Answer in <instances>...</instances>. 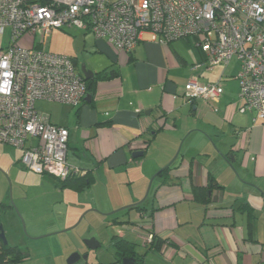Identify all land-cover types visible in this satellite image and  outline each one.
<instances>
[{
  "label": "crops",
  "instance_id": "obj_1",
  "mask_svg": "<svg viewBox=\"0 0 264 264\" xmlns=\"http://www.w3.org/2000/svg\"><path fill=\"white\" fill-rule=\"evenodd\" d=\"M97 40L83 65L95 75L118 68L120 77L98 81L77 107L62 104L67 108L57 122L48 114L69 130V165L93 178L80 191L57 180L61 191L85 194L82 209L99 211L118 227L111 256L97 264L116 261L115 235L135 244L137 264H264V124L239 110L238 59L208 69L206 55L187 41L198 69L205 66L211 75L201 84L224 89L217 102H190L170 79L189 62L174 44L154 42L147 33L128 55ZM231 65L238 69L227 77ZM188 108L193 125L183 117ZM190 138L188 151L181 152V141ZM146 139V152L135 159ZM149 233L155 235L151 244Z\"/></svg>",
  "mask_w": 264,
  "mask_h": 264
},
{
  "label": "built area",
  "instance_id": "obj_2",
  "mask_svg": "<svg viewBox=\"0 0 264 264\" xmlns=\"http://www.w3.org/2000/svg\"><path fill=\"white\" fill-rule=\"evenodd\" d=\"M6 28L11 38L0 48V143L21 150L20 165L35 174L65 180L81 173L67 161L69 130L36 107L38 101L77 107L86 97L73 58L44 48L56 29L91 33L119 53L133 52L147 33L162 45L191 39L208 69L236 58L239 110L264 124V0H0V37ZM223 92L220 83L195 78L184 95L190 102H217ZM154 239L149 233L146 243Z\"/></svg>",
  "mask_w": 264,
  "mask_h": 264
},
{
  "label": "rangeland",
  "instance_id": "obj_3",
  "mask_svg": "<svg viewBox=\"0 0 264 264\" xmlns=\"http://www.w3.org/2000/svg\"><path fill=\"white\" fill-rule=\"evenodd\" d=\"M10 38L11 29L6 28L0 37V48L7 47ZM97 41L91 33L84 36L82 30L56 29L47 33L44 48L57 54L76 57L81 70V66L89 62L88 58L94 52L90 49L96 46ZM173 44L189 59L188 64H180L179 69L170 74V79L177 84L179 93L182 94L190 79L196 78L202 83L211 75L204 73V69H207L205 66L198 69V63L192 56L194 50L186 41L179 40ZM235 62L236 59L233 60ZM233 65L230 66L231 69ZM231 69L227 70V77H231L233 71L236 73L238 68ZM217 72L218 70H214L212 76L216 77ZM36 107L51 114L53 122H57V115L67 108L60 103L45 101H38ZM182 113L184 119L188 120L189 108ZM188 122L193 125L196 118L190 116ZM192 136L195 137L196 134ZM192 139L184 143L185 145L181 141V152L188 151ZM21 152L0 143V200L13 205V208L1 211V221L8 244L18 246L29 255L22 264H69L68 260L74 254L82 256L74 264H97V258L108 259L112 251L110 241L118 228L113 220L101 215L99 211L82 209V195L85 194L61 191V185H58L55 177L30 176L28 170L16 163ZM90 240H95L101 246L90 249L87 244ZM85 255L88 256L87 260L83 258Z\"/></svg>",
  "mask_w": 264,
  "mask_h": 264
},
{
  "label": "trees",
  "instance_id": "obj_4",
  "mask_svg": "<svg viewBox=\"0 0 264 264\" xmlns=\"http://www.w3.org/2000/svg\"><path fill=\"white\" fill-rule=\"evenodd\" d=\"M184 41L187 42L189 41V39H185ZM174 42L176 41L168 42L167 45L171 47ZM131 53H126V54L129 55ZM73 60L76 63V59L73 58ZM118 77H120L119 69L112 68V69L100 72L99 74H96L93 79H90V80L85 79V83L87 87L86 94L94 93L98 81L113 80ZM165 126H166V121L165 122L163 121L162 123L158 124L157 127L159 129H163ZM150 142L151 140L149 139L148 140L146 139L143 141V147L144 146L145 147L142 149V151L144 153L146 152V148L149 146ZM56 179L61 182L60 185L62 187H69L76 191H80V190H83L85 187L89 186L93 178H91L89 173H85V174L79 173L77 175L73 174L65 180H61L58 178ZM211 186L213 185L211 184ZM10 208H12L11 205L4 203V202H0V226L2 225L1 211L7 210ZM113 246L115 248L116 261L111 264H123L122 261L126 258L135 259L136 264L138 263L139 257H138V253L136 252L135 244L123 238H119V236L115 235L113 237ZM28 257L29 255L26 254V252H24L18 246H11L10 244H5L4 241L0 238V262L7 263V264H22L24 261L28 259Z\"/></svg>",
  "mask_w": 264,
  "mask_h": 264
},
{
  "label": "water",
  "instance_id": "obj_5",
  "mask_svg": "<svg viewBox=\"0 0 264 264\" xmlns=\"http://www.w3.org/2000/svg\"><path fill=\"white\" fill-rule=\"evenodd\" d=\"M81 72H82V74H83V76L85 77L86 80H90V79H93L95 77V73L92 70L87 69L85 65H83L81 67ZM143 155H144V152L141 151V150L140 151L139 150L138 151H135L133 153V157L135 159L141 158V157H143ZM0 238L4 241L5 244H8V241H7V238H6V235H5V231H4L2 225L0 226ZM93 242H95V240H90L87 243L90 249H94V248H97V247L100 246L99 243H97V245H93ZM81 258H82L81 255L74 254V255H72L69 258L68 262H69V264H74V263L78 262L79 260H81ZM83 258L85 260H87L88 259V256L85 255V256H83ZM122 263L123 264H136V261H135V259H128V258H126V259H124L122 261Z\"/></svg>",
  "mask_w": 264,
  "mask_h": 264
}]
</instances>
